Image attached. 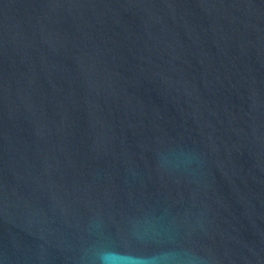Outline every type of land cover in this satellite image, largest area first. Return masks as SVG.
I'll use <instances>...</instances> for the list:
<instances>
[{"label":"water","instance_id":"obj_1","mask_svg":"<svg viewBox=\"0 0 264 264\" xmlns=\"http://www.w3.org/2000/svg\"><path fill=\"white\" fill-rule=\"evenodd\" d=\"M0 264H264V0H0Z\"/></svg>","mask_w":264,"mask_h":264}]
</instances>
